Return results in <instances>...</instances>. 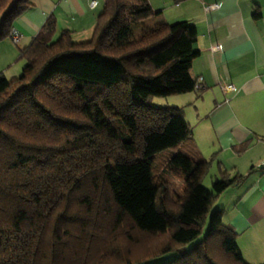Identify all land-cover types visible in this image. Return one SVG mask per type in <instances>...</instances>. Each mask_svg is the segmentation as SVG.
<instances>
[{
	"label": "trees",
	"instance_id": "obj_1",
	"mask_svg": "<svg viewBox=\"0 0 264 264\" xmlns=\"http://www.w3.org/2000/svg\"><path fill=\"white\" fill-rule=\"evenodd\" d=\"M102 1L90 40L54 38L50 17L20 50L24 72L0 78V264H145L170 252L179 253L166 264H248L222 212L207 214L256 167L220 171L206 191L214 158L194 151L180 108L151 105L195 91V28L182 21L132 39V27L154 16L148 0ZM31 7L0 0V41ZM160 154L187 175L179 201L154 183Z\"/></svg>",
	"mask_w": 264,
	"mask_h": 264
},
{
	"label": "crops",
	"instance_id": "obj_2",
	"mask_svg": "<svg viewBox=\"0 0 264 264\" xmlns=\"http://www.w3.org/2000/svg\"><path fill=\"white\" fill-rule=\"evenodd\" d=\"M90 1L95 3L93 9ZM148 2L155 21L132 27V39L182 21L196 30L198 55L188 72L194 81L200 80L201 89L168 95H173L172 107L182 108L194 151L204 160L214 158L219 172L246 175L264 162V0ZM31 3V9L13 24L20 35L18 42L0 41V78L10 80L24 72L26 64L16 68L20 50L31 43L48 18L55 21L54 38L68 31L73 41L86 42L103 8L102 0ZM255 13L259 18L254 19ZM213 46H218L217 52H211ZM188 110L194 115L193 125L186 119ZM246 142L248 146L240 150ZM195 156L190 151V158L196 160ZM228 192L229 203L219 210L222 221L237 234L244 261L264 264V170L254 169L242 185L229 187L222 195Z\"/></svg>",
	"mask_w": 264,
	"mask_h": 264
},
{
	"label": "rangeland",
	"instance_id": "obj_3",
	"mask_svg": "<svg viewBox=\"0 0 264 264\" xmlns=\"http://www.w3.org/2000/svg\"><path fill=\"white\" fill-rule=\"evenodd\" d=\"M150 20L151 22L155 21V19L153 18L148 19V21ZM23 63L26 64L24 60L20 59L16 63L17 64L16 68H20ZM172 98H173V95L165 96V97H155L152 99L151 105L155 107H172L171 106ZM187 112H188V115L186 119L189 121L191 125H193L194 115L191 110H188ZM124 126H125V131L130 133L131 129H130L129 123L126 122ZM189 129L191 128L189 127ZM130 146L131 145L129 144L128 147ZM163 156H164L163 154H160V155H157L156 158H154V170H153L154 183L158 185L165 184V186L167 187L169 196L173 200L179 201V199H181V197L183 198L185 192L187 191V181H186L187 175L184 174L183 169L174 170V169L165 168V162H163V158H162ZM211 164L212 165L210 169L208 170L207 174L202 177L201 182H200L201 186L208 192L212 191V183L216 179L215 177H217L218 175V178H219V171L217 170L215 166V162L213 161ZM222 193L218 195V197H216L210 204L209 211L207 214L208 216L213 212L219 211L222 207H224L225 205L229 203L230 193L228 192V193H225L224 195H222ZM233 201H235V198L232 199V202ZM193 202H194L193 198L189 199L186 205H190ZM206 229H207V222L204 225L200 236L196 238L194 241H192L191 243L187 244L184 247V250L189 251L194 245H196L199 241H201L203 239V236L205 235ZM147 230L154 231L156 235L158 236L160 235L159 229L147 228ZM178 253L179 252H170L159 258L148 261L145 264H166L169 261L175 259Z\"/></svg>",
	"mask_w": 264,
	"mask_h": 264
},
{
	"label": "built area",
	"instance_id": "obj_4",
	"mask_svg": "<svg viewBox=\"0 0 264 264\" xmlns=\"http://www.w3.org/2000/svg\"><path fill=\"white\" fill-rule=\"evenodd\" d=\"M94 7H95V3H94L93 1H90V2H89V8H90V9H93ZM212 7H214V6H212ZM8 39H9L13 44H15V43H17L18 40L20 39V35H19V33H18L16 30H14V29L12 28V29L10 30V32H9ZM218 49H219L218 46H213V47H211V52H217ZM200 89H201V83H200V80H198V81L196 82L195 86H194V90H195V91H200ZM229 91H233V88L230 87V88H229ZM256 169H257V170H264V162H262L261 164L257 165V166H256Z\"/></svg>",
	"mask_w": 264,
	"mask_h": 264
}]
</instances>
